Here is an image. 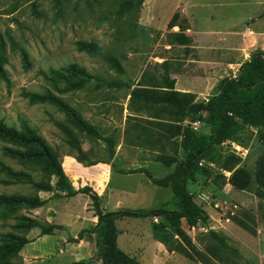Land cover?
<instances>
[{
  "label": "rangeland",
  "instance_id": "1",
  "mask_svg": "<svg viewBox=\"0 0 264 264\" xmlns=\"http://www.w3.org/2000/svg\"><path fill=\"white\" fill-rule=\"evenodd\" d=\"M247 2L0 0V119L17 128L20 118L25 119L55 151L61 166L69 157L85 166L110 165L115 173L111 183L119 192L126 191L127 197L120 196L115 206L105 209L97 194L104 211L179 210L171 184L163 182L180 174L185 155L181 131L188 127L208 136L211 126L188 114L177 115L166 106H145L139 97L131 100L130 93L136 88L162 91L173 80L174 89L192 93L197 101L216 95L219 80L237 76L238 70L216 72L208 63L189 60L204 58V53L188 46L193 41L184 34L190 23L182 9L189 7L195 29L226 30L252 14L241 6ZM78 41L96 44L99 52L87 51ZM71 64L81 73L62 70ZM25 92L58 96L94 131L80 129L58 106L33 102ZM197 121L200 126L193 129ZM263 135L262 128L240 127L213 145L212 158L199 160L198 170L186 182L206 220L189 228L183 219L181 228L201 249L210 242L207 232L216 231L237 249L240 264H264V181L257 179L258 169L264 166ZM73 139L83 156L72 145ZM5 148L24 149L0 137V194L44 201L38 206H0V245H11L18 238L25 241L16 251L0 253V264H102L93 232L97 217L89 196L56 189L50 169L41 171L35 161L11 157ZM1 164L14 174H8ZM238 167L250 177L242 190L229 181ZM88 176L76 181V175H67L75 189L89 183ZM232 216L247 221L254 232L236 224ZM154 221L159 217L115 219L118 249L140 264H202L155 239Z\"/></svg>",
  "mask_w": 264,
  "mask_h": 264
},
{
  "label": "trees",
  "instance_id": "2",
  "mask_svg": "<svg viewBox=\"0 0 264 264\" xmlns=\"http://www.w3.org/2000/svg\"><path fill=\"white\" fill-rule=\"evenodd\" d=\"M177 36L182 37L184 35ZM178 40L179 42L184 41L182 39ZM78 44L89 52H99L98 46L92 42L78 41ZM112 63L117 66L115 59H112ZM62 70L72 75L81 73L74 64ZM50 72L55 74V76H59L58 70L51 68ZM217 87L218 93L206 101H197L192 93L174 89L173 80H168L166 89L162 91L136 88L130 93L131 100L139 97L145 106H166L171 108L177 115L188 114L190 119L201 120L211 126V133L208 136L198 135L188 127H184L181 131L185 155L179 165L180 174L174 173L170 180L163 182V184H171L173 194L180 203L181 208L179 210L158 208L104 211L99 206L97 193L90 186L84 185L77 189L72 186L61 163L57 161L55 151L47 145L42 137L36 134L34 128L25 119L20 118L18 128L6 125L0 119V137L24 147L23 150L5 148L6 153L11 157L35 161L37 165L42 167L41 171L44 172L50 169V173L55 177L56 189L65 192L67 195L84 193L89 196L97 217L93 232L102 264H140L136 259L119 250L115 244L117 230L114 226V221L122 216L159 217V221L152 222L153 237L168 250L176 251L188 259L202 264H240L239 259L241 257L237 249L229 245L223 236L216 231L209 230L206 237L210 242L206 243L203 249L198 248L190 235L181 228V220L184 219L189 228L195 227L199 221L206 220L204 210L193 201L186 186L187 180L192 178L194 172L198 170V161L203 158H212L213 145L228 139L244 125L264 129V50H253L250 58L239 66L238 75L235 77H222ZM25 93L30 96V100L33 102L48 101L58 106L66 115L73 119L80 129L94 131L93 127L86 123L74 108L70 107L58 96L50 92ZM177 128L180 129L179 126ZM262 140L264 143V135ZM71 142H73L72 145L75 146L79 156H83L77 139H73ZM1 168L8 174H14L4 164H1ZM27 177L29 180L32 179L29 175ZM257 179L261 183L264 181V166L258 169ZM229 181L237 189H245L250 182L249 173L241 167L235 168ZM43 201L39 197L0 194V206L13 207L21 203L38 206ZM231 219L246 231L254 232L253 227L247 221L237 216H232ZM49 230L48 228L46 229V231ZM24 243V240L18 238L11 245H0V253L16 251Z\"/></svg>",
  "mask_w": 264,
  "mask_h": 264
},
{
  "label": "crops",
  "instance_id": "3",
  "mask_svg": "<svg viewBox=\"0 0 264 264\" xmlns=\"http://www.w3.org/2000/svg\"><path fill=\"white\" fill-rule=\"evenodd\" d=\"M187 3L191 5L189 1ZM241 6H244L252 14L244 18L239 25H231L226 30H204L201 27L195 29L196 26L191 22L192 14L188 11L189 7L186 6L182 9L190 23L189 25L187 22L188 26L185 28L187 33L184 34L189 35L193 41V44L188 46L196 49L198 53H204V58L201 55L199 59L190 58L189 60L200 62V64L208 63L210 64L208 66L213 67L216 72L226 71L227 68H235L237 71L241 63L250 58L253 50H264V0H248ZM62 167L70 177L76 175V181H79L80 176L93 175L95 171H98L96 176H88L89 183L86 185L90 186L102 198L105 209L110 205L115 206L114 202L120 196L127 197L124 195L126 191L119 192L117 187L111 183L115 173L110 165L85 166L69 157L68 160L63 159ZM74 169H77L79 173H75Z\"/></svg>",
  "mask_w": 264,
  "mask_h": 264
},
{
  "label": "built area",
  "instance_id": "4",
  "mask_svg": "<svg viewBox=\"0 0 264 264\" xmlns=\"http://www.w3.org/2000/svg\"><path fill=\"white\" fill-rule=\"evenodd\" d=\"M200 126V122H193V124H192V128L193 129H197L198 127Z\"/></svg>",
  "mask_w": 264,
  "mask_h": 264
}]
</instances>
